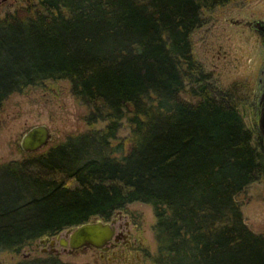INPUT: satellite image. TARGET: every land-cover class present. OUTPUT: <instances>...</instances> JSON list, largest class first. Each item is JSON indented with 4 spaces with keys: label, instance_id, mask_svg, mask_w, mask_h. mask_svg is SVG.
Here are the masks:
<instances>
[{
    "label": "trees",
    "instance_id": "trees-1",
    "mask_svg": "<svg viewBox=\"0 0 264 264\" xmlns=\"http://www.w3.org/2000/svg\"><path fill=\"white\" fill-rule=\"evenodd\" d=\"M230 1L27 0L0 15V106L65 79L89 126L0 162V253L143 201L151 264H264V231L237 199L264 179L262 137L238 110L242 84L219 91L192 49L203 12ZM8 264L79 263L47 252Z\"/></svg>",
    "mask_w": 264,
    "mask_h": 264
},
{
    "label": "rangeland",
    "instance_id": "rangeland-1",
    "mask_svg": "<svg viewBox=\"0 0 264 264\" xmlns=\"http://www.w3.org/2000/svg\"><path fill=\"white\" fill-rule=\"evenodd\" d=\"M27 0H0V15L24 4ZM203 22L191 33L192 49L196 59L211 73L212 84L221 91L237 82L242 84L239 92H245L246 101L239 104L245 124L256 128V98L261 90V70L264 68V43L259 35L242 22H231V19L251 21L254 18L264 19V0H232L227 4L204 11ZM86 106L70 92L69 81L58 79L45 85H35L23 92H14L0 106V162L21 157L24 153L19 141L28 127L45 123L53 132V138L40 148L45 149L51 141L64 139L70 132H79L89 126L84 120ZM104 121L94 126L102 127ZM129 132L126 120L118 130V135ZM243 221L254 232L264 231V179L250 183L243 192L237 195ZM127 218L137 222L138 228L132 232L140 235L147 246L142 252V259L134 264H151V255L155 252V240L152 225L155 221L153 207L143 201H132L122 210ZM92 218V217H91ZM90 218V219H91ZM131 226V225H130ZM66 228L60 230L63 234ZM25 246L19 252H1L0 264H8L19 257L44 255L42 244ZM61 260L71 263L110 264L99 255L97 248L87 247L69 252L56 245ZM107 255V254H106ZM112 262L122 260L116 258ZM131 263V264H133Z\"/></svg>",
    "mask_w": 264,
    "mask_h": 264
},
{
    "label": "water",
    "instance_id": "water-1",
    "mask_svg": "<svg viewBox=\"0 0 264 264\" xmlns=\"http://www.w3.org/2000/svg\"><path fill=\"white\" fill-rule=\"evenodd\" d=\"M228 20L238 22V19L229 18ZM249 22H251L252 27L258 29L259 34H262L261 30L264 32V19L254 18ZM248 26L250 27L249 24ZM261 42L264 43V40H261ZM258 80L261 82V90L256 98V128L262 137L264 149V68L261 70V77ZM52 138L53 132L49 126L45 123H38L27 128L22 134L19 144L23 151L30 152L42 148ZM117 214L125 215L122 209H117L114 212V215ZM117 239L118 233L116 232L114 216L104 219L95 215L91 219L69 225L63 234L59 231L55 234L38 238L35 246L42 244L44 245L42 246V251L57 254L59 250L56 245H60L64 250L68 249L69 252H75L78 249L87 247L101 250L107 248L108 244Z\"/></svg>",
    "mask_w": 264,
    "mask_h": 264
},
{
    "label": "flooded vegetation",
    "instance_id": "flooded-vegetation-1",
    "mask_svg": "<svg viewBox=\"0 0 264 264\" xmlns=\"http://www.w3.org/2000/svg\"><path fill=\"white\" fill-rule=\"evenodd\" d=\"M13 1L16 0H12ZM238 22H242L250 25V29L256 32L260 40H264L263 31L262 34L258 33V29L252 27L251 22L249 20H238ZM123 210V209H122ZM117 214L114 213L110 216L115 218V227L116 232L118 233V239L113 240L108 247L105 249H98L99 255L102 259L107 258L111 263L110 264H119L120 262H112L116 258L122 260L125 264H131L134 260L142 259V252H146L147 246L142 242L141 236H134L132 232L138 228L137 222H133L127 218V213ZM131 225V226H130ZM107 254V255H106ZM134 264V263H133Z\"/></svg>",
    "mask_w": 264,
    "mask_h": 264
}]
</instances>
